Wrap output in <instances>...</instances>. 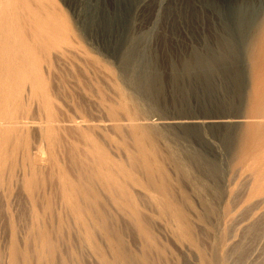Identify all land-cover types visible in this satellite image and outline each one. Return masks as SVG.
Wrapping results in <instances>:
<instances>
[{"label": "rangeland", "instance_id": "1", "mask_svg": "<svg viewBox=\"0 0 264 264\" xmlns=\"http://www.w3.org/2000/svg\"><path fill=\"white\" fill-rule=\"evenodd\" d=\"M103 1L58 44L0 20V106L22 122L0 142V264H264L252 47ZM204 119L232 123L168 125Z\"/></svg>", "mask_w": 264, "mask_h": 264}, {"label": "bare ground", "instance_id": "2", "mask_svg": "<svg viewBox=\"0 0 264 264\" xmlns=\"http://www.w3.org/2000/svg\"><path fill=\"white\" fill-rule=\"evenodd\" d=\"M59 1L58 0H0V20L2 21L4 19L5 23L7 22V23H11L12 25L14 24L13 25L14 28L16 26L15 24H17L18 26L22 25L23 28L26 29L27 32H25V30L22 29L21 28L22 26H21L20 28L22 29V33H21V29H19L20 30L19 34H23V35H19V36L20 37L23 36L24 38H22V37L21 38L25 39L24 33H25V35L27 33H30L28 36L31 37L32 42H33V44L30 43V45L31 44L34 45V42L37 39L43 40V41L45 40L46 43L50 42V44H53L54 42L55 43L57 42L56 41L57 38L63 37V35L67 36L66 33H68V28H66L65 26L67 24L69 17H75L81 23L83 21H85L84 20L86 18V12H84L85 7L88 6L90 8L91 7L94 8V6H95L94 4L98 3L99 7H100V8H98L99 9L98 18H100L101 15L103 18L105 15V13L103 12L102 9H105L106 15L111 14L110 10L106 9L105 1H103V0H102V2H101V0H61L62 4H64L65 6H67L69 8L68 13L62 8ZM121 2H122V0H121ZM103 3H104V6H103ZM140 3H141V5H140L139 9L137 10V14L142 12L141 11L142 8L148 9V7L154 6V10H153L152 14H156V15L163 14L165 19L167 20V24L168 23L171 24L170 26L187 25V24H189V22L192 21L191 20L188 22V20L191 19L190 17L197 15V17L201 19L202 24L200 27L203 31L212 30V31H216L215 33H217V34L221 33V34L231 35V37L233 39H236L241 45H243V46L245 45V47H247V48H249V46L252 47V50L254 51V54H255V56H254L255 57V69H256V71H258V87L260 89L259 96L261 98H260V100H258L257 108L255 110L256 115H258V116L255 118H252V117L250 118L249 126L253 128L254 132L260 138H258L259 139V145L249 154V157L252 160H254L256 163V167H253V168L256 170V172L254 171V173H257V177H258L257 180L259 182V183H257L259 185V188L257 189V191L259 192L261 190H264V139H263V137H264V0H161L160 2H159V0H141ZM135 9L136 8H134V10ZM115 13H116V10H115ZM115 13H113V14L115 15ZM198 15H200V16H198ZM130 16H132V15H130ZM95 18H96V16H95ZM181 18H182V20H180ZM1 21H0V23H1ZM96 21H98V20H96ZM64 23H65V26H64ZM100 23H102V22H100ZM2 24H3V22H2ZM95 24L96 25L98 24V26L103 25V24L101 25L99 23H95ZM9 25H8V27H9ZM18 26H16V28L14 30H17L19 28ZM67 26H68V24H67ZM191 26H195V25H191ZM1 27H3L2 29L7 28L6 24H5V27L2 25H1ZM83 27H84V25H83ZM186 28H187V26H186ZM7 29L10 30V28H7ZM11 30H12V32H10V31L9 32L12 34L14 30H13V28ZM1 31H0V34H2V35L4 34V36L8 32V30L6 33H3V30H1ZM23 31H24V33H23ZM15 33H16V31H15ZM13 35H14V33H13ZM11 36L8 37V35H6V38H3V36L1 38L6 40L8 37V40H10ZM15 36H17V35H15ZM19 36H17V37L19 38ZM3 39H2V41H3ZM5 40L3 41V43L5 42ZM12 40H11L12 43L8 41L11 45L15 44V43H13L14 37ZM43 41H41V42H43ZM47 41H49V42H47ZM8 42L6 40L5 46L7 45ZM25 42H27V39ZM3 43H2V46H3ZM27 44L29 45V43H27ZM50 44H49V46H50ZM56 44H58V42ZM28 45L26 47H28V48L31 47L33 52H36L33 49L34 47L32 48V46H28ZM12 46H10L9 48H12ZM45 47H47L46 44H45ZM6 48H8V47H6ZM14 50H16V49H14ZM28 52H30V53H28V54H30L29 57L32 56L31 54H33V52L31 50H29ZM252 54H253V52H252ZM34 73H37V71L35 70ZM37 74H40V73H37ZM36 76H38V75H36ZM38 79L39 80H37V82L40 81V78H38ZM27 81H29V80H27ZM37 82L32 84V87L30 88V95L31 96H36V95L38 96V94H39L38 93L39 88H37L38 87ZM38 83L40 84L42 82H38ZM42 84L40 87L41 89H42ZM35 85H37V86L35 87ZM37 89H38V92L36 91ZM5 93H7V92H5ZM7 95H9V94H7ZM7 95H4V97H6ZM1 96L3 97V95H1ZM4 97L2 99L3 103H4V105L8 106L7 103L5 104V102H4V100L6 99ZM8 97H10V95L7 96V99H8ZM7 101H9V100H7ZM9 102H8V104H9ZM4 105L2 107H5ZM11 105H12V103L10 104V106ZM18 105H20V102ZM2 107L0 109H2ZM6 108H8V107H5V109ZM10 108H8L9 110H6V111H8L9 114H10ZM12 108H11V111H12ZM2 110H4V109H2ZM2 110L0 112H2L4 114L5 110L4 111H2ZM18 110L19 109H17V111ZM14 111H15V113H13ZM17 111L13 110V112H12L13 115H11V116H9V114L7 112H6L7 115H5V116L3 114H1L2 116L0 117V131H2L1 129L5 128L3 130L5 131L6 139L4 138L5 136L2 137L0 135L2 137V140H0V142L1 141L5 142V140H6V142L7 141L11 142L12 139L15 138L16 136L18 138L21 136L22 122L19 121V115H18ZM231 121H232V119H226V120H224V119H218V120H205V119L204 120H178V121H173V123L168 124V125L174 126V127H206V126L222 127V126H229V124L232 123ZM48 133H50L49 129H48ZM3 138H4V140H3ZM32 167H33L32 166V159L29 158V162L25 163L22 166V171L26 172V175H28L29 169H31Z\"/></svg>", "mask_w": 264, "mask_h": 264}]
</instances>
